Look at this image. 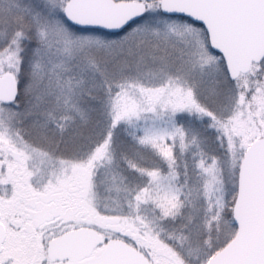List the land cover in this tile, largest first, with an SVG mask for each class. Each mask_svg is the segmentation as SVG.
Wrapping results in <instances>:
<instances>
[{"label": "snow or ice", "instance_id": "obj_1", "mask_svg": "<svg viewBox=\"0 0 264 264\" xmlns=\"http://www.w3.org/2000/svg\"><path fill=\"white\" fill-rule=\"evenodd\" d=\"M0 264H264V0H0Z\"/></svg>", "mask_w": 264, "mask_h": 264}]
</instances>
